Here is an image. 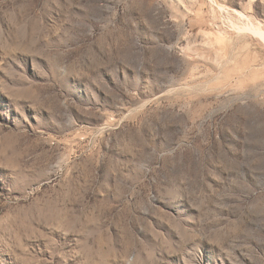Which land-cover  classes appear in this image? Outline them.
<instances>
[{"label": "rangeland", "instance_id": "374dc122", "mask_svg": "<svg viewBox=\"0 0 264 264\" xmlns=\"http://www.w3.org/2000/svg\"><path fill=\"white\" fill-rule=\"evenodd\" d=\"M0 264H264V0H0Z\"/></svg>", "mask_w": 264, "mask_h": 264}]
</instances>
